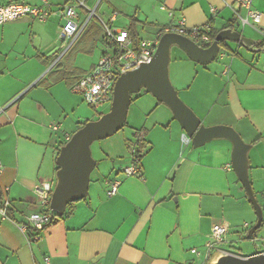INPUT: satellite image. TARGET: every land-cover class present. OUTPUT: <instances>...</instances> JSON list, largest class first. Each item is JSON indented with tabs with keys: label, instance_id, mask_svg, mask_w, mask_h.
<instances>
[{
	"label": "crops",
	"instance_id": "0c3cea01",
	"mask_svg": "<svg viewBox=\"0 0 264 264\" xmlns=\"http://www.w3.org/2000/svg\"><path fill=\"white\" fill-rule=\"evenodd\" d=\"M10 1L42 5V0H0V4ZM49 1L54 9L73 2ZM253 6L262 14L264 31V0H254ZM77 10L84 16V8ZM97 10L106 21L116 14L114 27L129 29L131 19H137L140 38H151L184 19L190 27L211 24L218 30L234 22V30L249 28L244 36L259 45L264 41L261 32L239 24L237 13L246 12L238 0H101ZM51 16L45 21L25 16L0 26V203L11 204L10 217L0 215V264H193L198 259L192 249L204 250L214 224L228 228L221 248L238 253L257 215L233 170L232 143L217 139L198 148L184 143L185 131L170 110L144 124L146 141L140 144L139 161L128 153L130 136L109 143L99 158L104 170L91 175L86 199L57 217L40 238L21 229L31 213L44 209L38 188L56 184L60 143L84 123L75 116L83 100L72 87L106 48L102 27L93 19L88 28L95 24L99 32L86 28L63 55L67 59L53 66L64 50L60 32L65 19L59 16L54 37L47 34L38 41L42 32L34 30L36 21L48 24ZM21 24L30 29L26 36L10 29ZM83 34L93 38L85 48L88 54L79 60L72 49ZM228 44L230 50L221 49L217 61L201 67L182 51L179 60L196 76L191 82L179 67L173 82L204 125L232 126L252 145L249 175L264 214V54ZM73 70L79 73L55 80L61 71ZM140 97L153 104L141 92L136 98ZM134 163L142 176L124 172ZM115 178L122 182L110 196L107 179ZM250 240L263 245L257 251L264 250V225Z\"/></svg>",
	"mask_w": 264,
	"mask_h": 264
},
{
	"label": "water",
	"instance_id": "95a60500",
	"mask_svg": "<svg viewBox=\"0 0 264 264\" xmlns=\"http://www.w3.org/2000/svg\"><path fill=\"white\" fill-rule=\"evenodd\" d=\"M222 41H226L228 46L229 42L237 43L254 53L264 52V46H260L257 40L246 37L242 32L232 28L221 29L208 47L182 34L167 32L161 36L149 62L122 73L116 80L110 109L98 119L87 121L60 148L56 158L58 169L56 184L51 194V210L63 215L68 204L84 200L88 196L91 175L98 165L93 156L92 144L111 137L124 128L132 94L145 88L157 101L172 110L174 119L179 122L195 148L217 139H226L232 143L233 170L257 215L255 224L247 234L252 238L264 219L263 208L258 202L249 175V150L252 145L244 141L232 126H205L194 109L181 98L170 77L173 46L181 48L191 60L208 65L217 59ZM207 264H264V250L241 255L226 249H218Z\"/></svg>",
	"mask_w": 264,
	"mask_h": 264
},
{
	"label": "built area",
	"instance_id": "2783aa9c",
	"mask_svg": "<svg viewBox=\"0 0 264 264\" xmlns=\"http://www.w3.org/2000/svg\"><path fill=\"white\" fill-rule=\"evenodd\" d=\"M72 1V3H66L56 9L52 8L49 0H42V5H30L19 1L0 4V26L25 16H30L40 21H45L49 16L54 14L63 17L65 23L62 25L60 33L64 50L54 61L53 66H55L85 31L90 21L96 19L103 30V41L106 45L104 54L92 70L83 75L72 87L75 93L80 94L89 104L94 106L112 103L114 86L118 77L122 73L138 68L144 62H149L164 33L174 32L182 34L203 46L212 42L210 24L190 27L182 19L179 22L165 26L152 38H141L136 45L128 28L114 27L113 23L116 20V14L110 18V21L104 20L98 14L97 9L101 0H98L96 6L93 8L89 7L85 0ZM238 2L240 7L246 12L245 15L237 13L239 24L243 27H253L264 35V31L260 28L262 14L254 9V0H238ZM77 7H82L89 11V16L82 18ZM71 136L67 134L65 142ZM135 137L136 143L132 141L128 144L130 154L134 159L139 154L140 144L146 141V133L138 130L135 133ZM183 141L184 143L191 142L186 134L183 135ZM2 169L3 167L0 165V172ZM124 172L130 176H142L141 168L135 163L124 168ZM121 182L118 178L107 179V183L109 184L108 195L116 194ZM53 188L50 185L38 188L40 203L44 211L31 213L28 216V224H21V229L25 232L31 228L36 238H40L41 232L52 223L55 216V212L50 208ZM10 207L9 200L0 203V215L2 219L10 217ZM227 233L228 228L226 226L214 224L211 229L210 240L204 250L192 249V252L198 259L193 264H207L216 250L223 249L221 245L226 242Z\"/></svg>",
	"mask_w": 264,
	"mask_h": 264
},
{
	"label": "rangeland",
	"instance_id": "374dc122",
	"mask_svg": "<svg viewBox=\"0 0 264 264\" xmlns=\"http://www.w3.org/2000/svg\"><path fill=\"white\" fill-rule=\"evenodd\" d=\"M53 1L59 2L60 0H53ZM93 1L94 0H88L90 7H93V6H91V3H93ZM102 3H105V0H102ZM84 11H83L84 16L85 17L89 16V11H87L85 9H84ZM84 16H82V17H84ZM50 19L51 20H49L48 24H40L39 22L36 21V24L34 25V27H35L34 30L38 31L40 33L42 32L41 35L36 38V40L40 41L39 39L42 36L48 37V35H49L50 37H54V36H56V34H58L59 15L54 14L51 16ZM10 29L13 31H16V32H22L23 36H26L27 35L26 33L30 30V29H28L26 24H21V25H17V26L14 25ZM237 29L240 32H243L244 34L249 33V30H250L249 28L243 29L241 26H238ZM91 36H92L91 34H87V35L83 34L82 35V38L83 37L84 38L81 39L80 42H77L75 48L72 49L73 50V54H72L73 57L76 55H79V60H80L81 57L85 56V54H88V52L85 50V48L89 47V44L93 38ZM150 37L152 38V37H154V35L153 36L151 35ZM229 43H233V42H229ZM233 44H236V43H233ZM182 51L183 50L177 46H174L171 50L170 77H171L172 82H173V78H175V73L177 72V69L179 67L182 68V70H184L186 72V75L191 82L193 81V79L196 76L194 73L195 72L194 69L192 70V69L187 68L179 60V56H180V53H182ZM259 54H264V53L260 52ZM66 59H67V57L66 58L63 57V59L61 61L64 62ZM85 59H86L85 63L88 66V64L90 62L89 58L86 57ZM53 62H54V60L51 62V64H53ZM193 63H195V62H193ZM212 63H214V61ZM212 63H210L208 65H211ZM195 65L198 67H201V64L197 65L195 63ZM173 84H174V82H173ZM196 86H197V84H194L193 91L197 90ZM140 92H141L142 97H144V95H145L147 97V99H152L153 104L147 103L145 100H142L141 97L138 99L136 97H134L133 98L134 100H132V102L129 105L127 120H126L124 128L122 130H120L118 133H116L115 135L108 137L106 139H103V140L95 141L92 144L93 156L98 161V165L96 166L95 170L93 171L92 176L96 175V173H98L99 171L104 170V164L101 161L99 162V158L102 157V151L103 150L105 151V149L108 147L109 143L120 140L121 138H123V135L130 136V138H131L130 142L133 141L136 143L135 133L137 132V130L145 132V130H143V127L145 126L144 124L147 123L149 125L156 118L166 116V114L168 113L169 110L171 113V117L174 118L172 110L167 105H165L163 103L160 104L157 101V99L151 93L145 92L144 89H142V91H140ZM140 92H138V93H140ZM138 93H134V95L137 96L136 94H138ZM179 95L181 96L180 93H179ZM81 98L83 100V103L81 104V106H79L77 108L75 116L78 117L79 120L84 122V124L89 120L98 119L100 117V114L107 112L111 106V102L105 103V104H100L97 106H93V105L89 104L82 96H81ZM181 98L183 99L182 96H181ZM157 103H158V106H156ZM143 110H145L146 114H143ZM147 114H149V116H147ZM207 122L210 123L211 119H209ZM168 124H169V122L166 123V125H168ZM178 124H179V122H178ZM205 126H211V125L205 124ZM127 150L129 153L130 152L129 149H127ZM262 246L263 245L261 243L254 244L250 239L246 238V240H244V242L241 244V248L239 250H236V252L242 253L245 255H250V254L256 252L258 248H259V250L262 249L261 248Z\"/></svg>",
	"mask_w": 264,
	"mask_h": 264
},
{
	"label": "trees",
	"instance_id": "16d2710c",
	"mask_svg": "<svg viewBox=\"0 0 264 264\" xmlns=\"http://www.w3.org/2000/svg\"><path fill=\"white\" fill-rule=\"evenodd\" d=\"M137 24H138V20L137 19H135V18H133V19H131V23H130V27H129V31H130V33H131V35L133 36V38H134V40H135V44L137 45L138 44V42H139V40L141 39L140 37H139V34H138V32H137ZM226 28H234V22H231L229 25H226L225 26ZM87 28H88V26H87ZM93 28H95V29H97L96 28V26H95V24H91L90 25V27L88 28V31H91V29H93ZM210 28H211V30H210V33H211V36H212V42L214 41V39L216 38V36H217V34H218V32L220 31V30H218V29H215L214 27H212V25L210 24ZM98 30V29H97ZM98 32H99V30H98ZM212 42L210 43V44H208V45H204V47H208V46H210L211 44H212ZM202 45V44H201ZM220 45H221V49H225V50H230V48H229V46L227 45V42L226 41H222L221 43H220ZM203 46V45H202ZM260 46H264V41L263 42H261L260 43ZM56 66V65H55ZM79 73V71L78 70H73V71H70L69 73L68 72H66V71H61V73H59V76H57L56 78H55V80H61V79H63V78H65L66 76H68V75H74V74H78ZM142 89H144L145 90V92H148L145 88H142ZM142 91V90H141ZM139 94V93H138ZM137 95V94H136ZM132 100H134L133 98L134 97H136L134 94H132ZM132 100H131V102H132ZM159 102V101H158ZM160 104H161V102H159ZM92 105V104H91ZM94 106V105H93ZM103 113H101L100 114V116L102 115ZM82 125H84V123H82ZM80 128V127H79ZM78 128V129H79ZM138 131V130H137ZM140 131V130H139ZM66 142L65 141H63V142H61L60 143V148L65 144ZM60 150V149H59ZM143 156V153H141V146L139 147V154L137 155V157L134 159L135 161H139L140 160V158ZM57 169H58V167H57ZM86 199V198H85ZM76 202H73V203H70V204H68V206H67V210H68V212H71V210H72V208H73V205L75 204ZM42 211H44V209L42 210ZM63 215H58V214H56L55 213V216H54V218H53V220H52V223H53V221L57 218V217H62ZM263 225H264V219H263V222H262V224H261V226L258 228V230L255 232V234H254V236L252 237V238H249L248 236L246 237V238H248V239H254V238H256V236H257V233L258 232H260L261 230H262V228H263ZM30 230H32L31 228H29V230H28V233H29V236L31 237L32 236V234L30 233ZM33 232V231H32ZM34 233V232H33ZM34 236H35V233L33 234ZM237 250V249H236Z\"/></svg>",
	"mask_w": 264,
	"mask_h": 264
}]
</instances>
